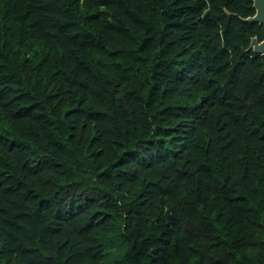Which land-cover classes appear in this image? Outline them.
I'll return each instance as SVG.
<instances>
[{"label": "trees", "instance_id": "obj_1", "mask_svg": "<svg viewBox=\"0 0 264 264\" xmlns=\"http://www.w3.org/2000/svg\"><path fill=\"white\" fill-rule=\"evenodd\" d=\"M253 0H0V264H264Z\"/></svg>", "mask_w": 264, "mask_h": 264}, {"label": "water", "instance_id": "obj_2", "mask_svg": "<svg viewBox=\"0 0 264 264\" xmlns=\"http://www.w3.org/2000/svg\"><path fill=\"white\" fill-rule=\"evenodd\" d=\"M253 9L255 10L254 16L245 19V22L258 23L264 27V0H253ZM249 50H252L256 55H264V39L262 42H258L256 38H253Z\"/></svg>", "mask_w": 264, "mask_h": 264}]
</instances>
